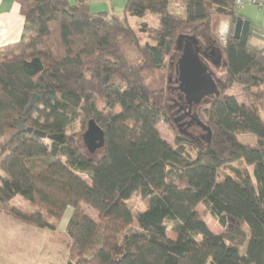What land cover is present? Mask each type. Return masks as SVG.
<instances>
[{"label":"trees","instance_id":"obj_1","mask_svg":"<svg viewBox=\"0 0 264 264\" xmlns=\"http://www.w3.org/2000/svg\"><path fill=\"white\" fill-rule=\"evenodd\" d=\"M17 1L22 37L0 47V213L55 231L71 209L67 264H264V47L249 37L223 45L213 23L236 16L235 0H128L122 15L92 12L88 0ZM147 14L159 25L140 31L155 43H142L129 19ZM184 33L218 41L225 70L199 115L205 137L179 131L173 145L158 127L174 104L168 85L157 105L148 80L166 70ZM91 119L105 133L99 157L70 132ZM17 195L35 208L12 204Z\"/></svg>","mask_w":264,"mask_h":264},{"label":"rangeland","instance_id":"obj_2","mask_svg":"<svg viewBox=\"0 0 264 264\" xmlns=\"http://www.w3.org/2000/svg\"><path fill=\"white\" fill-rule=\"evenodd\" d=\"M129 19L133 27L136 29L142 43L147 41L155 43L153 39L149 38L148 35H145L144 32L140 31V28L143 23L158 26L159 20L157 17L147 14L144 17L129 16ZM219 19L220 18H214L213 23L215 26L219 22ZM192 45L193 44L191 43V39L188 37V34H181L177 43L176 51L172 54V57L169 58L166 70L164 72H153L150 75L148 82L150 87L157 91L154 97V101L157 105H161L163 103L162 96L159 93L160 89H162L164 86H167L169 77L172 76V74L174 75V70L172 65H170V61L177 60L178 54L179 61L183 53L192 47ZM124 51L131 62H140L141 56L131 46H126ZM219 56H216L218 62L216 68H214V73L215 76L220 79L223 77L225 67L221 53ZM233 92L240 102H247L239 86L235 85ZM167 113L169 114L170 119H166ZM167 113L164 112L165 118L161 117L158 119V127L162 135L173 145H176L177 134H181L179 131L185 129H183L182 126H179L177 122L175 123L174 113H172L170 110L169 112L167 111ZM87 128L88 124L83 129L79 123H76L74 128L70 131L71 133H80V144L85 150H87V148L83 141V135ZM240 139L246 140L248 142L253 141V139L248 137L247 134L241 135ZM192 147L193 146L191 145V147L188 149L192 152H195L194 148ZM101 154L102 151L100 149L95 153L97 157H99ZM130 203L136 211L145 208V202L138 192L132 196ZM12 204L23 205L25 210H32L35 208L31 202L24 199L20 195L14 197ZM84 210L87 212V214L98 221V214L94 210L87 206H84ZM199 211L208 223L209 227L214 232L221 233L223 231V228L206 212V209L203 205L199 206ZM70 214L71 209H68L60 219L57 229L53 231L48 228H40L21 222L13 217L11 219L15 221H12L9 219L11 216L7 215L8 217H4V215L0 213V264H67L69 258L70 238L68 236L66 226ZM168 234L169 236L175 238V235L172 232H169ZM244 248L245 244L242 246V250H244Z\"/></svg>","mask_w":264,"mask_h":264},{"label":"flooded vegetation","instance_id":"obj_3","mask_svg":"<svg viewBox=\"0 0 264 264\" xmlns=\"http://www.w3.org/2000/svg\"><path fill=\"white\" fill-rule=\"evenodd\" d=\"M217 42L218 41L216 40L214 41L205 38V42L195 45L192 40L191 43L193 44V50L190 55L199 56L198 58L207 65L208 73L212 75L214 82L218 88H220L221 80L217 78L214 73V68H216L218 62L216 56H219L221 53L219 50L220 46ZM178 56L177 60L171 61L170 64L174 70V75L172 74V76L169 77L168 91L171 95L169 98L174 101V104L169 107V110L174 113L175 123L177 122L179 126H182V128L185 129L182 131L188 134L191 139L199 140V138L205 137L203 134L205 133V130L199 121V115L206 104L216 96L210 92L208 85V87L205 86V81L202 76L199 75L200 79H192L191 69L194 66L195 68L200 69V63L197 62L195 64V62L191 63L187 61L186 66L188 67L189 72H186L181 69ZM198 64L199 66H197ZM198 80L200 81L198 82ZM189 89H191V91Z\"/></svg>","mask_w":264,"mask_h":264},{"label":"crops","instance_id":"obj_4","mask_svg":"<svg viewBox=\"0 0 264 264\" xmlns=\"http://www.w3.org/2000/svg\"><path fill=\"white\" fill-rule=\"evenodd\" d=\"M68 1L71 4L76 2V0ZM88 2L92 12L122 15L128 0H88ZM236 15L242 16L244 20H248L250 23V44L256 47H264V10L256 7L251 0H241V3L236 6ZM231 19L230 17H223L216 24L218 41H222L221 44L223 45H225L224 40ZM24 24L25 18L22 15L20 3L17 0H0V47L18 42L22 37ZM2 214L4 217H8L4 213Z\"/></svg>","mask_w":264,"mask_h":264},{"label":"water","instance_id":"obj_5","mask_svg":"<svg viewBox=\"0 0 264 264\" xmlns=\"http://www.w3.org/2000/svg\"><path fill=\"white\" fill-rule=\"evenodd\" d=\"M251 31H250V23L248 20H244V18L242 16H238L236 15L234 18L231 19V21H229L228 23V27H227V32H226V36H225V40H224V44L227 43L228 39L230 37H234L236 39H248L249 35H250ZM219 36H220V31H219ZM191 39V41H194L195 45L199 44V40L195 38V36L189 37ZM193 50V46L190 47L188 50H186L181 59H180V64H181V69L189 72L188 67L186 66L187 61L188 62H195V64L197 62L200 63V69H197L194 67H192V71H191V76L192 79H196L199 78V75L203 77L204 81H205V86L209 88L210 92L213 93L216 97H218L220 95V90L218 88V86L216 85V83L213 80V77L210 73H208V67L207 65L201 61L197 56L194 55H190L192 53ZM222 55V54H221ZM198 58V59H197ZM199 66V64L197 65ZM200 80H198L199 82ZM208 85V86H207ZM191 91V89H189ZM189 91V92H190ZM37 100V96L35 95L31 102L29 103V105L26 108V111L24 113V115L27 114V112L30 110V108L33 107V105L35 104ZM16 125L18 127L17 133H21L25 130L26 126H25V116L20 119L19 121L16 122ZM63 135H52L49 136L50 139L52 140H58L61 141L63 139ZM83 141L84 144L88 150L89 153L93 154L95 153L97 150L103 148L104 144H105V133L104 130L102 129L101 126H99L97 124V122L95 121V119H91L88 123V128L85 131L84 135H83Z\"/></svg>","mask_w":264,"mask_h":264},{"label":"built area","instance_id":"obj_6","mask_svg":"<svg viewBox=\"0 0 264 264\" xmlns=\"http://www.w3.org/2000/svg\"><path fill=\"white\" fill-rule=\"evenodd\" d=\"M252 3L261 10H264V0H251ZM236 6L241 3V0H235Z\"/></svg>","mask_w":264,"mask_h":264}]
</instances>
